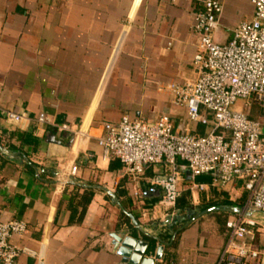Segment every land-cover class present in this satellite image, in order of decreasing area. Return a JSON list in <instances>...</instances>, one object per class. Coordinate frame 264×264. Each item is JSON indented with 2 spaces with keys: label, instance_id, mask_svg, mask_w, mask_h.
Listing matches in <instances>:
<instances>
[{
  "label": "crops",
  "instance_id": "crops-1",
  "mask_svg": "<svg viewBox=\"0 0 264 264\" xmlns=\"http://www.w3.org/2000/svg\"><path fill=\"white\" fill-rule=\"evenodd\" d=\"M221 2L214 38L227 43L240 23L253 18L254 5ZM202 7L196 0H0V108L27 117L12 124L0 110V143L21 151L39 169L37 175L32 165L0 151V221L25 220L28 232L11 241L37 254H22L18 264H129L121 251L127 237L150 242L154 251L160 243L140 232L103 187L116 193L144 230L162 238L155 264L217 262L228 241L227 221L237 214L213 211L186 224L187 210L196 215L215 190L226 193L242 188L239 184L224 187L207 174L213 182L196 178L205 188L192 190L190 171L179 159L182 195L175 207L165 208L159 205L161 189L150 184L162 165L142 176L124 174L117 158L103 159L98 144L105 124L124 115L155 122L168 114L178 132L209 130L188 118L170 88L198 76L195 22ZM40 114L47 123L37 121ZM64 123L85 135L61 131ZM14 132L32 133L37 142L23 145ZM72 177L79 184L69 183ZM87 188L94 195L78 220ZM187 191L189 204L182 207L178 202ZM73 208L79 209L74 218ZM262 231L255 241L260 247Z\"/></svg>",
  "mask_w": 264,
  "mask_h": 264
},
{
  "label": "built area",
  "instance_id": "built-area-1",
  "mask_svg": "<svg viewBox=\"0 0 264 264\" xmlns=\"http://www.w3.org/2000/svg\"><path fill=\"white\" fill-rule=\"evenodd\" d=\"M196 1L203 6L195 22L199 42L193 63L198 76L184 85L170 84V88L176 102L186 107L188 118L209 130L205 134L178 132L168 114L155 122L124 115L117 123L105 124V133L98 138L102 157L117 158L124 174L135 176L162 165L163 172L150 178V184L161 189L162 207H175L182 195L185 179L180 159L190 171L192 190L205 188L196 181L198 176L213 174L221 186L239 184L247 193L245 204L264 212V116H251L254 104L264 114V0H251L253 18L240 23L227 43L214 38L223 11L221 0ZM0 110L12 124L27 118L18 111ZM37 121L48 122L44 114ZM59 127L85 135L67 123ZM70 174L76 176V166ZM261 224L256 216L230 218L228 241L215 264H264V247L255 244ZM27 232L25 220L0 221V264H18L22 254L37 255L11 241Z\"/></svg>",
  "mask_w": 264,
  "mask_h": 264
},
{
  "label": "water",
  "instance_id": "water-1",
  "mask_svg": "<svg viewBox=\"0 0 264 264\" xmlns=\"http://www.w3.org/2000/svg\"><path fill=\"white\" fill-rule=\"evenodd\" d=\"M53 142H57L60 143L59 140H56V138H52ZM0 151L6 155L8 158L15 160V161H20V162H26L30 165H32L35 170H36V174L39 175V169L37 168V166L35 164H33L27 155H25L24 153H22L21 151H13L12 149L4 146L3 144L0 143ZM69 183H74V184H79L77 182V180L75 178H70L68 180ZM104 190H106L108 192V194H110L112 196V198L114 199V201L122 208V210L131 218L132 223L140 230V232H142L144 235L149 236L155 240H157L160 244L156 245L155 250L153 251V245L148 242V241H144L141 239H135L132 237H127L124 240L123 246L121 248V251H124V253L129 257L128 260L130 261L129 264H155L156 259H159L162 253V245H163V240L162 238L158 235H154L149 233L148 231L144 230L140 223L138 222L137 218L135 217V215L133 213L128 212L120 203L117 195L115 192H113L112 190H110L109 188L103 187ZM213 211H224V212H229V213H233V214H237V215H244V216H249V217H253L256 216V213H261L264 215V212L261 211H257V210H253L250 207H248L246 204L244 205H239V204H218V205H212L208 208H205L203 210H201L198 214L193 215L195 213L194 209H188L187 210V223L189 224L190 222H192L193 220H195L196 218L209 213V212H213ZM182 217H178L179 220H181ZM166 226V224H165ZM116 236V235H115ZM118 240H120V238L118 237ZM122 242V240L120 241ZM135 243V244H134ZM155 253V256H150L149 253Z\"/></svg>",
  "mask_w": 264,
  "mask_h": 264
},
{
  "label": "trees",
  "instance_id": "trees-1",
  "mask_svg": "<svg viewBox=\"0 0 264 264\" xmlns=\"http://www.w3.org/2000/svg\"><path fill=\"white\" fill-rule=\"evenodd\" d=\"M251 116L254 117V106H253V109L251 111ZM13 135H17L18 138L21 140L23 145H34L37 142V139L33 137L32 133H28V132L27 133L14 132ZM13 148L15 149L14 146H13ZM0 156H3V155L0 153ZM204 176H206V175L198 176L197 180L203 182L204 181V179H203ZM210 179L212 180L213 177L210 176ZM215 194H214V197L211 199L210 202L203 204L204 205L203 209L208 208V207H210L212 205H218V204H239V205H244L245 202H246V199H247V197L245 195V197L241 198L238 201H232L228 197V194L225 193V192H218L217 190H215ZM93 195H94V190L93 189H91V188L85 189V192H83V194L80 195V200L78 202L79 206H77L78 208L80 207V212H79L78 208H73V218H74V216H76V214L78 212H79L78 220H81L83 218V216L85 215V212L87 210V207H88L89 203L91 202V200L93 198ZM188 195H190L189 191H187L184 194L185 197L183 198V200L179 201L178 204L181 205L182 207L188 205L189 202H188V199L186 198V196H188ZM221 195H223V196L221 197ZM123 215L129 221V217L126 214H124V213H123ZM73 220L74 219H72L71 221H73Z\"/></svg>",
  "mask_w": 264,
  "mask_h": 264
},
{
  "label": "rangeland",
  "instance_id": "rangeland-1",
  "mask_svg": "<svg viewBox=\"0 0 264 264\" xmlns=\"http://www.w3.org/2000/svg\"><path fill=\"white\" fill-rule=\"evenodd\" d=\"M262 116H264V114L262 113V108L259 105L254 104V117L255 118H260ZM210 176L209 175H206V176L203 177L204 181L207 182V183H209V184H211V182H213V180H214V179L211 180L210 179ZM226 193L228 194V197L232 201H238L241 198L245 197V195L247 197L246 191H244V189H242V188H239L238 186H237V188L234 191H230V192H226ZM222 196L223 195H221V197ZM214 212H217V211H214ZM256 217L262 223L261 226H260V228L263 230L262 232H264V215L261 214V213H256Z\"/></svg>",
  "mask_w": 264,
  "mask_h": 264
}]
</instances>
